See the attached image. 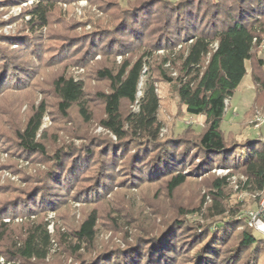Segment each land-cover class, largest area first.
I'll return each instance as SVG.
<instances>
[{
    "label": "trees",
    "instance_id": "obj_1",
    "mask_svg": "<svg viewBox=\"0 0 264 264\" xmlns=\"http://www.w3.org/2000/svg\"><path fill=\"white\" fill-rule=\"evenodd\" d=\"M16 1L20 5L27 0ZM58 1L35 0L23 14L29 18L26 26L32 37L17 43L36 58H41L42 53L39 32L50 26ZM121 1H99L105 13H117L114 27L95 24L92 32L71 43L64 39L56 48L59 58L86 45L87 55L115 58L113 66L96 73L107 84V91L91 95L103 106L99 126L115 140L95 137L89 139L85 149L78 151L69 145L49 154L46 133L42 132L48 107L41 103L33 109L23 129L14 134L16 147L23 155L43 158L49 169L33 178V186L17 196V202L0 207V243L9 240L10 244L0 247L5 264L48 259L54 238L40 214L58 210L66 201L65 194L75 193L82 176L87 184L79 196L85 199L104 197L115 186L135 189L160 182H165L168 196H172L192 179L203 178L216 169L241 173L245 191H264V141H238L221 130L226 101L234 97L248 75L247 64L255 62L264 69V56L256 54L264 49V0H127L125 6ZM135 50L143 53L133 57ZM159 51L167 56L157 57L160 61L152 67L153 72L174 86L188 115L205 119L198 135L189 136L187 128L189 137H160V98L153 78L146 81L143 95L138 98L146 59L154 58ZM118 57L122 58L119 65ZM166 65H171L178 76L173 78ZM0 71V84L17 88L25 85L32 74L30 66L1 51ZM251 77L255 87L264 88L262 77L255 73ZM52 91L61 116L68 118L72 108H77L85 124L93 122L90 96L83 82L61 75L53 82ZM254 104L257 108L252 115L259 105L264 106V97L256 95ZM132 106H137L136 112L128 109ZM227 179L213 178L208 192L213 202L208 224L191 226L184 221L163 220L127 248L101 251L79 264H178L183 259L186 264H249L256 258L260 260L264 238H259L252 228L236 232L241 224L226 222L223 201ZM5 219L23 220L20 226L24 233L13 236L12 228L20 226L7 224ZM97 226V214L92 212L73 232L72 247L77 251L85 249L89 256L97 253L93 247ZM60 239L70 247L64 234ZM230 243L233 246L229 247Z\"/></svg>",
    "mask_w": 264,
    "mask_h": 264
},
{
    "label": "rangeland",
    "instance_id": "obj_2",
    "mask_svg": "<svg viewBox=\"0 0 264 264\" xmlns=\"http://www.w3.org/2000/svg\"><path fill=\"white\" fill-rule=\"evenodd\" d=\"M99 1L101 0H59L51 17L50 26L39 32L43 38L42 53L41 58H36L31 52L26 53V49L23 50L17 43L18 40L32 37L30 29L26 26L29 18L23 14L35 0H27L20 5H17L16 0H0V51L4 56L14 57L18 63L27 64L32 70L27 83L20 88L8 83L0 84V207L10 206L11 202L16 201L17 196L33 186L31 183L33 178L39 177L42 172L49 169V164H46L43 158L23 155L16 147L14 135L17 130L23 129L33 109L41 103L48 107L42 132L46 133L45 144L49 154L69 145H74L78 151L85 149L89 139L95 137H109L115 140L99 126L98 122L103 117V106L91 96L99 91H107V84L100 81L96 73L105 67L113 66L115 58L105 54L87 55L85 54L87 45L81 49H73L70 56L60 58L56 56L58 55L56 48L61 46L64 39H70L68 42L71 43L74 38L92 32L95 24L115 26L117 13L115 11L112 15L105 13ZM121 2L123 6L127 5V0ZM261 22L264 25V16L261 17ZM82 23L87 25H78ZM263 51L262 48L257 50V57L263 58ZM133 53V57H136L143 53V50H135ZM166 56V52L159 51L154 58L146 59L138 98L143 95L146 81H152L153 78L160 98L158 113V120L162 125L160 137L198 135L203 129L205 119L188 115L179 101L174 86L153 72L152 67L160 61L157 57ZM121 62L122 58L118 57L116 64L119 65ZM165 68L173 78L178 76L171 65H166ZM247 69L248 75L237 88L234 97L227 102L226 116L221 127L226 136L229 135L238 141L264 138V126L254 129L250 125L252 112L257 108L254 104L256 95L264 97V88L261 85L255 87L251 76L255 73L264 79V69H259L255 62L248 63ZM61 75L84 83L91 102L93 122L90 124L87 125L81 120L77 108H72L68 118L59 114L52 85ZM259 106L255 111L264 113V106ZM127 107L129 106L125 108ZM128 109L136 112L138 108L132 106ZM186 131L190 133L189 136ZM82 177L76 185L75 193H66V201L58 210L40 214L44 217L43 222L47 224L49 234L54 238L48 259L44 262L13 261L6 264H79L80 260L96 257L101 251L127 248L128 245L135 243L138 236L159 226L163 220L184 221L191 226L206 225L211 221L209 216L213 202L208 197V192L215 177L228 178L223 206L227 210L226 222L237 221L241 224L236 232L250 228L248 212L258 209L261 198V194L243 190L245 178L241 173L232 174L230 170L224 169H216L203 178L192 179L172 196H168L165 182H160L153 185L143 184L135 189L115 186L104 197L85 199L79 196V192H83L87 184ZM193 209L196 210L193 214L186 212ZM92 212H95L98 218L97 239L93 246L97 253L89 256L85 249L77 251L72 247L75 244L72 234ZM22 221L4 220L5 223H13L14 226H20ZM22 233L23 226L12 228L13 236ZM63 234L70 247L60 239ZM256 235L264 238L260 234ZM3 242L0 243L1 248L10 245L9 240ZM233 244L230 243L229 247ZM0 258L5 264L1 255ZM252 262L249 264H264V251L260 260L256 258ZM178 264H186L185 259Z\"/></svg>",
    "mask_w": 264,
    "mask_h": 264
},
{
    "label": "built area",
    "instance_id": "obj_3",
    "mask_svg": "<svg viewBox=\"0 0 264 264\" xmlns=\"http://www.w3.org/2000/svg\"><path fill=\"white\" fill-rule=\"evenodd\" d=\"M227 102L228 101H226V111ZM250 125H252L254 129H259L261 126H264V113L256 112L250 120ZM262 140L264 141V138ZM247 216L249 227L255 230L258 234L264 236V191L261 194L258 209L256 211L248 212ZM0 261L2 262L3 260L1 259Z\"/></svg>",
    "mask_w": 264,
    "mask_h": 264
}]
</instances>
